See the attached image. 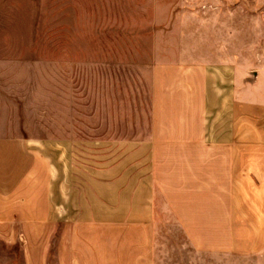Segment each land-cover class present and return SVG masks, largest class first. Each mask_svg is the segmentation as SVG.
Wrapping results in <instances>:
<instances>
[{"label": "crops", "instance_id": "0c3cea01", "mask_svg": "<svg viewBox=\"0 0 264 264\" xmlns=\"http://www.w3.org/2000/svg\"><path fill=\"white\" fill-rule=\"evenodd\" d=\"M159 1L143 55L154 78L173 81L180 131L167 205L210 264H264V0H173L164 16ZM100 9L97 0H0V248L21 264H50L55 237L54 264H156L155 204L135 198L139 184L126 200L95 188L88 217L71 220L62 205L59 219L51 160L7 133L39 63L85 62L87 16Z\"/></svg>", "mask_w": 264, "mask_h": 264}, {"label": "rangeland", "instance_id": "374dc122", "mask_svg": "<svg viewBox=\"0 0 264 264\" xmlns=\"http://www.w3.org/2000/svg\"><path fill=\"white\" fill-rule=\"evenodd\" d=\"M110 1L118 2V20L112 27ZM97 2L100 11L87 16L85 57H80L85 62L39 63L31 87L25 81L19 111L12 113L14 122L7 133L29 140L51 160L52 199L59 219L62 205L71 220L88 217L98 198L95 188L103 200H126L139 184L135 198L148 196L155 204L156 264H210L189 248L167 205L166 195L172 197L173 192L174 153L179 151L172 141L180 129L174 126V97L167 89L173 81L154 78L143 55L149 37L144 30L155 0ZM159 2L164 16L174 1ZM87 5L91 7L93 0ZM76 35L70 36L74 45ZM55 241L56 237L50 264ZM0 259L21 264L19 257L13 261V250L6 246L0 248Z\"/></svg>", "mask_w": 264, "mask_h": 264}]
</instances>
